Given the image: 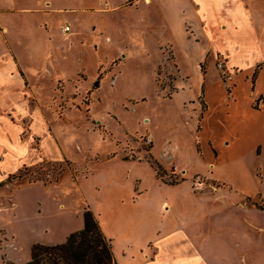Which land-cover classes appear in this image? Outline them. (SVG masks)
Instances as JSON below:
<instances>
[{"label":"rangeland","instance_id":"obj_1","mask_svg":"<svg viewBox=\"0 0 264 264\" xmlns=\"http://www.w3.org/2000/svg\"><path fill=\"white\" fill-rule=\"evenodd\" d=\"M55 21L56 34L60 25L70 26V36L61 34L54 41L56 50L59 43L66 44V60L47 65V75H39L40 84L26 90L30 104L22 114L27 121L18 123V131L4 129L12 139L19 134L20 143L0 144V183L9 175L22 177L0 187V264L26 263L30 243H63L83 228L87 207L113 244L117 235L113 207L130 194L138 198L144 189L153 202L172 199L174 217L187 211L188 193L194 196V206L202 203L210 209L214 204L215 209L226 206L230 212L234 204L247 208L237 207L229 221L218 218L231 227L230 234L216 242L246 250V259L252 252L264 260V215L253 209V204H264L263 146L256 156L238 139L235 157L217 169V150H210L211 159L203 152L194 101L197 97L199 108L207 110L204 96H196L206 64L201 61L197 66L196 54L185 48L190 38L181 25L172 23L166 31L156 14L139 21L110 12L79 19L71 14ZM18 52L23 62L40 71L41 60H29L23 48ZM213 73L222 84L224 99L230 100L231 85L219 77L217 68ZM223 156L221 160L226 159ZM152 162L161 165L163 181L175 176L183 181L167 186L156 178ZM37 177L40 180L28 182ZM231 192L224 206L223 198ZM152 215L153 226L157 215ZM203 217L194 215L198 237L210 228L209 211ZM169 240L181 246L177 237ZM151 243L164 260V242L152 237ZM148 258L152 260L151 245Z\"/></svg>","mask_w":264,"mask_h":264},{"label":"crops","instance_id":"obj_2","mask_svg":"<svg viewBox=\"0 0 264 264\" xmlns=\"http://www.w3.org/2000/svg\"><path fill=\"white\" fill-rule=\"evenodd\" d=\"M96 12L122 13L139 21L156 14L166 31L172 23L181 25L184 36L190 38L185 48L196 54L197 66L201 61L206 64L196 96L199 93L204 96L207 110L199 108L197 97L194 101L197 102L194 113L200 122L197 129L199 127L203 152L211 159L210 150H217L216 169L235 157L233 150L238 139L244 143L243 149L255 152L256 156L262 154L259 148L263 146L264 149V0H0V144L20 143L19 134L12 139L4 129L18 131V123L27 121L22 114L28 102L26 90L40 84L39 75H47V65L58 64L68 55L66 44L59 43V50L54 48V41L61 34L70 36V26L67 33L61 32L66 24L59 26L60 34L54 32L57 17L72 14L79 19ZM22 48L29 60H41L40 71H34L31 63L21 60L18 50ZM218 58L235 72L228 101L224 99L222 84L213 73ZM259 98L261 101L254 108ZM221 153L226 159L221 160ZM131 189L135 192L133 180ZM137 197L130 194L112 209L117 229V235L112 237V249L118 264H264L258 253L251 252L246 259V250L216 242L229 235L231 227L229 224L225 227L219 219L229 221L237 207L247 209L234 204L235 210L226 211L225 204L231 200L232 192L223 198L225 208L222 210L215 209L214 204L210 209L202 203L194 206V196L188 193L187 211L175 217L172 214L176 203L172 199L153 202L145 189L139 191ZM205 211L210 213L211 220H207L210 228L198 237L193 229L194 215L202 213L204 219ZM154 212L157 219L152 226ZM173 236L177 237L180 247L169 240ZM152 237L164 242V260H159L158 251H153ZM32 244L28 245V260ZM150 245L152 260L148 258Z\"/></svg>","mask_w":264,"mask_h":264},{"label":"trees","instance_id":"obj_3","mask_svg":"<svg viewBox=\"0 0 264 264\" xmlns=\"http://www.w3.org/2000/svg\"><path fill=\"white\" fill-rule=\"evenodd\" d=\"M261 99L254 105L257 108ZM264 103V101H263ZM201 118V117H200ZM199 118V119H200ZM151 148L152 145L150 144ZM156 178L162 180V167L158 163L152 162ZM63 169H61L62 171ZM174 176V175H172ZM21 179L20 175H9L6 182L0 183V187L9 183L12 179ZM170 182H162L169 186H175L183 179L177 176ZM38 177L28 180L35 182ZM249 202L250 198H246ZM255 208L264 213V204H253ZM3 264H12L5 262ZM24 264H118L113 253L111 240L102 232L96 216L87 207L83 213V228L77 232L69 234L63 243L55 245L33 244L30 248V258Z\"/></svg>","mask_w":264,"mask_h":264},{"label":"built area","instance_id":"obj_4","mask_svg":"<svg viewBox=\"0 0 264 264\" xmlns=\"http://www.w3.org/2000/svg\"><path fill=\"white\" fill-rule=\"evenodd\" d=\"M69 31L68 25H63L61 27L62 33H67ZM216 68L219 73V77L224 80L228 84H232L234 82L235 72L229 70L223 60H217L216 61Z\"/></svg>","mask_w":264,"mask_h":264}]
</instances>
